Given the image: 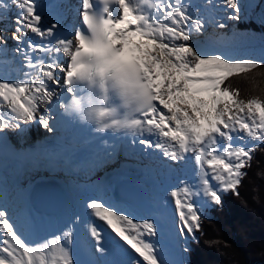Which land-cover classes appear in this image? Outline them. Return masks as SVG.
<instances>
[{
    "label": "snow or ice",
    "instance_id": "obj_1",
    "mask_svg": "<svg viewBox=\"0 0 264 264\" xmlns=\"http://www.w3.org/2000/svg\"><path fill=\"white\" fill-rule=\"evenodd\" d=\"M221 7L225 21L247 14L242 0H79L78 21L69 27L55 0H0V23L17 10L12 36L4 35L8 24L0 28V66H9L0 67V133L23 131L31 121L54 133L68 115L98 132L130 133L133 143L159 149L178 169L191 163L190 177L170 196L180 234L195 239L202 209L220 205L223 193L239 195L264 143V98L241 99L226 85L264 57L214 54L199 39L210 25L227 26L216 20ZM86 207L96 253L127 257L121 264H169L155 216H134L101 197ZM75 223L33 239L0 204V264H81Z\"/></svg>",
    "mask_w": 264,
    "mask_h": 264
},
{
    "label": "bare ground",
    "instance_id": "obj_2",
    "mask_svg": "<svg viewBox=\"0 0 264 264\" xmlns=\"http://www.w3.org/2000/svg\"><path fill=\"white\" fill-rule=\"evenodd\" d=\"M194 2L201 3L202 0H194ZM215 2L218 5L222 4V0H215ZM263 2L264 0H242V3L246 6L245 10L252 3L253 5H259ZM16 11V9H13L5 14L4 23H0V28H4L5 23L8 24L7 31L4 32L6 36H8V29L15 27L11 20L14 21ZM226 14L225 8H219L216 20L230 26L231 23L228 22L231 21L223 19ZM225 28L219 29L210 25L206 31L221 32ZM235 40L234 33L226 34L224 39L216 41L210 47L215 49L214 54L228 51L232 56L235 48L243 47L236 44ZM12 41L9 39L7 41L8 45H12ZM263 47L259 46L257 49ZM14 142L16 143V141ZM144 147L138 142L137 144H126L122 151H118L116 155L117 161L110 159L108 162H103L100 160L99 163L93 164L94 169H91L90 164L87 170L83 173L80 172V177H77L73 181H69L68 171H64L65 174H58L56 178L62 181L68 188L69 196L66 207L57 216L38 214L29 204V191L32 182L38 179L40 171L47 172L43 168L36 169L26 166L20 171L22 175L17 184H3L0 190V204L6 205L10 212L15 213L17 220L31 233L33 239H40L50 234L59 233L70 222L76 221L73 224V228L76 235L78 259L81 261V264H99L100 261H105V258L94 251V239L90 237L87 231V225L90 222L86 207L87 202L91 198L96 197H101L112 202L110 199L112 189L117 181L135 183L142 188V197L132 204L121 202H116V204L126 212H131L137 217L155 216L160 226L158 240L162 245L165 259L171 264H185L187 253L183 249L190 248V242L193 237L191 235L180 234L178 228L179 221L175 215L174 198L170 196V191L173 187L178 186L180 181L190 177L193 165L190 163L186 167L178 169L174 166V162H169L167 158L162 156L159 149L148 147L149 153L157 161L154 160L152 162L150 160L149 162L146 161L144 164H140L137 160L140 156L139 153L143 151ZM134 161H136L135 164L130 163ZM48 174L53 176L50 173ZM151 204H154V206H150ZM77 218L79 219L77 220ZM158 218H162L169 229L176 234L175 241L171 240L168 228L159 222ZM99 227L105 230V234L110 233V229L103 222Z\"/></svg>",
    "mask_w": 264,
    "mask_h": 264
},
{
    "label": "trees",
    "instance_id": "obj_3",
    "mask_svg": "<svg viewBox=\"0 0 264 264\" xmlns=\"http://www.w3.org/2000/svg\"><path fill=\"white\" fill-rule=\"evenodd\" d=\"M243 26L257 28L254 22ZM226 85L239 89L241 99L264 98V63ZM246 171L239 195L225 193L223 203L211 210L214 218L201 220L188 264H264V143Z\"/></svg>",
    "mask_w": 264,
    "mask_h": 264
},
{
    "label": "rangeland",
    "instance_id": "obj_4",
    "mask_svg": "<svg viewBox=\"0 0 264 264\" xmlns=\"http://www.w3.org/2000/svg\"><path fill=\"white\" fill-rule=\"evenodd\" d=\"M248 9H250V11H248ZM248 9L245 10L246 13L247 12L248 13L244 16L243 20L239 22H235V21L228 22V23H231V25L229 26L228 24L224 31H221V32H218V31L211 32L210 30L206 31L205 32L206 34H204L202 37L199 38L205 42L206 50L211 53H214L215 49L210 47V45L220 39H224L226 34L234 33V37L236 39L235 42H237L236 44H238L239 46H243V47L235 48L233 51L232 57L256 58V59H261L262 57H264V47L261 49H257V47L259 46L261 47L264 46V26H262L260 23L261 13L264 12V2L259 5H256V4L253 5L252 3V5H249ZM241 22H248V23L254 22L256 26L257 24H259L261 28L258 29L259 31H256L255 29H243V23ZM239 27H241V29ZM12 32H8V34H12ZM252 35H255V36H252ZM224 54L227 56H231V54L228 51L224 52ZM250 143H254V142H250ZM110 199L112 200V202H114L112 198ZM150 206H154V204H151ZM215 206L216 205L214 204H209L207 205V207L202 209L204 215L201 217V219H205V218L212 219L210 213H208L207 210ZM159 222H161L163 225H165L166 228H168L167 230H168V233L170 234L171 240L173 239L175 241L176 234H174L171 231V229H169V227L165 224L162 218H159ZM194 236H195V233H194ZM103 257H105L106 260L110 262V264H121V262L127 259V257L121 256L115 253L105 254ZM186 257L188 261L189 260L188 254H186ZM183 261H184V258H183Z\"/></svg>",
    "mask_w": 264,
    "mask_h": 264
},
{
    "label": "water",
    "instance_id": "obj_5",
    "mask_svg": "<svg viewBox=\"0 0 264 264\" xmlns=\"http://www.w3.org/2000/svg\"><path fill=\"white\" fill-rule=\"evenodd\" d=\"M56 187L57 190V196L60 198L56 206L52 210H60L63 206V191L61 190L60 186L54 182H47V181H42L40 184H37L35 186L36 191L39 189H48L52 188L53 185ZM141 196V190L135 186V185H129V184H123L121 182H118L116 187H115V192H114V197L117 201H124V202H133L134 200L140 198ZM32 203L35 206L36 209L39 210H46L49 212H55V211H50L48 208V205L40 200H37L36 197L32 199Z\"/></svg>",
    "mask_w": 264,
    "mask_h": 264
}]
</instances>
